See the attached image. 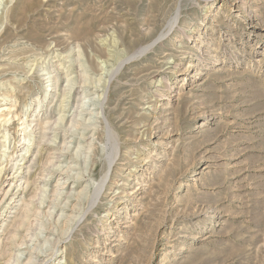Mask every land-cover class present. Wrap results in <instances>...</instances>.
<instances>
[{
    "label": "rangeland",
    "instance_id": "1",
    "mask_svg": "<svg viewBox=\"0 0 264 264\" xmlns=\"http://www.w3.org/2000/svg\"><path fill=\"white\" fill-rule=\"evenodd\" d=\"M0 169V264H264V0H0Z\"/></svg>",
    "mask_w": 264,
    "mask_h": 264
},
{
    "label": "bare ground",
    "instance_id": "2",
    "mask_svg": "<svg viewBox=\"0 0 264 264\" xmlns=\"http://www.w3.org/2000/svg\"><path fill=\"white\" fill-rule=\"evenodd\" d=\"M85 98V97H84ZM86 99V98H85ZM80 109H84V108H86V104L85 103H83V102H81L80 104ZM78 108V109H79ZM88 108V107H87ZM85 110H87V109H85ZM81 111V110H80ZM39 112V111H38ZM76 114H77V112H76ZM78 115V114H77ZM9 120H6V122H4V123H7ZM74 123H76V122H74ZM24 124H25V126L22 128V131H25L27 128H28V121H27V119H25V122H24ZM77 125H79V124H77ZM5 126V125H4ZM198 127H205V125L204 124H201L200 126H198ZM21 136V135H20ZM22 145H23V152H24V156L25 155H28V153L30 152V149H29V147H30V145H32V139L31 138H29V136L26 134V133H22ZM33 137V136H32ZM2 143H4L2 146H1V156H3V155H5V154H8V152H7V147H6V144L8 143V134H7V132L6 133H4L3 134V136H2ZM22 157V159L20 160V162H22L23 160H24V158L26 157ZM15 166H16V164L15 165H13V168H15ZM31 169V166H27V169ZM1 169H0V173H1ZM12 183H13V180L11 181ZM59 183V182H58ZM22 187V186H21ZM70 191V190H69ZM42 193V192H41ZM58 197V196H57ZM2 200H3V198H2ZM40 202H42V201H40ZM26 216V215H25ZM24 216V217H25ZM16 222V221H15ZM32 224V223H31ZM28 237V236H27ZM44 246V245H43ZM18 256V255H17ZM28 256V255H27ZM30 261V260H29Z\"/></svg>",
    "mask_w": 264,
    "mask_h": 264
}]
</instances>
